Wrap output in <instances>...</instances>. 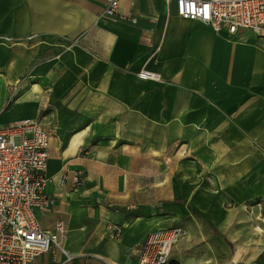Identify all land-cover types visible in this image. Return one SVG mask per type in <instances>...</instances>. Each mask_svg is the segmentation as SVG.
<instances>
[{
  "label": "crops",
  "instance_id": "1",
  "mask_svg": "<svg viewBox=\"0 0 264 264\" xmlns=\"http://www.w3.org/2000/svg\"><path fill=\"white\" fill-rule=\"evenodd\" d=\"M106 1L0 0V126L31 118L49 132L53 203L37 217L66 229L65 254L53 246L29 264H135L145 234L178 219L188 222L171 260L217 264L209 242L191 244L189 206L221 209L208 185L247 189L259 176L264 187V52L242 44L247 30L229 37L182 18L175 0H118L116 18ZM133 187L145 191L120 193Z\"/></svg>",
  "mask_w": 264,
  "mask_h": 264
},
{
  "label": "built area",
  "instance_id": "2",
  "mask_svg": "<svg viewBox=\"0 0 264 264\" xmlns=\"http://www.w3.org/2000/svg\"><path fill=\"white\" fill-rule=\"evenodd\" d=\"M106 2L104 15L118 17L119 1ZM175 7L182 18L201 21L214 33L226 31L231 37L243 29L264 37V0H175ZM137 76L161 79L148 68L140 69ZM49 140V132L31 118L0 126V264H29L53 246L66 253L64 223L57 221L54 231L47 232L37 217V211L53 203L45 192L53 180L45 174ZM74 181H80L79 175ZM109 229L113 237L121 231L120 225ZM181 234L179 225L150 230L135 264H171V250Z\"/></svg>",
  "mask_w": 264,
  "mask_h": 264
},
{
  "label": "rangeland",
  "instance_id": "3",
  "mask_svg": "<svg viewBox=\"0 0 264 264\" xmlns=\"http://www.w3.org/2000/svg\"><path fill=\"white\" fill-rule=\"evenodd\" d=\"M245 33H248L246 34L247 38L241 40L242 44L254 38L261 51L264 52V37L257 38L249 30ZM239 53L244 55V52L240 51ZM234 58L231 54L227 55V60L231 63L236 62ZM241 60L245 61L244 58ZM174 172L179 173L177 170ZM247 184L250 186L247 189H242L237 183L231 184L229 189H215V185H208L220 197L221 209H213V214L210 215L196 211L188 218L192 219L193 224L191 234L193 233L194 236L191 237V244L202 247L207 244L206 242H209L212 247L214 246L217 264H222V257L228 259L230 264H264V187L260 185L259 176H257V180H251ZM204 186L207 185L204 184ZM152 190L169 202H174L173 200L180 196L179 189L157 187ZM222 190L227 192H221ZM144 191L145 189L141 187H133L122 190L120 193L126 195L131 192L137 194ZM165 193L166 195H163ZM246 194L251 196L246 197ZM99 202H103V200L99 199ZM178 204L183 203L178 202ZM142 208L149 209L144 205L139 209ZM187 222L178 219L174 222H166L161 226H183ZM65 235L66 232L62 238L63 248H65ZM58 251L62 253L59 248Z\"/></svg>",
  "mask_w": 264,
  "mask_h": 264
},
{
  "label": "bare ground",
  "instance_id": "4",
  "mask_svg": "<svg viewBox=\"0 0 264 264\" xmlns=\"http://www.w3.org/2000/svg\"><path fill=\"white\" fill-rule=\"evenodd\" d=\"M175 218H176L175 215L174 216H158V217L151 218L150 220H147V222L149 223V225L154 226V225L160 224L164 220H174Z\"/></svg>",
  "mask_w": 264,
  "mask_h": 264
},
{
  "label": "trees",
  "instance_id": "5",
  "mask_svg": "<svg viewBox=\"0 0 264 264\" xmlns=\"http://www.w3.org/2000/svg\"><path fill=\"white\" fill-rule=\"evenodd\" d=\"M178 201H181V202H182V200H178ZM189 208H190V210H191L193 213L196 212L191 206H189ZM171 264H178V262H177V261H172V260H171Z\"/></svg>",
  "mask_w": 264,
  "mask_h": 264
}]
</instances>
